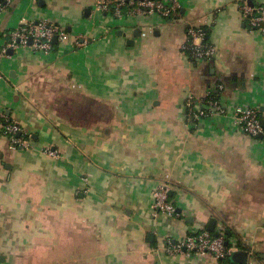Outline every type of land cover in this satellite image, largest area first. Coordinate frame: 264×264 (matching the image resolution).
Segmentation results:
<instances>
[{
    "label": "crops",
    "instance_id": "crops-1",
    "mask_svg": "<svg viewBox=\"0 0 264 264\" xmlns=\"http://www.w3.org/2000/svg\"><path fill=\"white\" fill-rule=\"evenodd\" d=\"M98 1L14 0L0 13V110L30 139L13 149L0 128V264H237L167 253L169 239L213 218L211 232L227 231L245 264H264V141L232 116L253 106L264 120V34L241 0H179L180 17L118 22ZM41 19L83 44L3 51L19 25ZM191 25L208 27L216 57L185 55ZM217 83L229 116L193 127L187 97ZM160 183L177 216L156 215Z\"/></svg>",
    "mask_w": 264,
    "mask_h": 264
},
{
    "label": "built area",
    "instance_id": "built-area-1",
    "mask_svg": "<svg viewBox=\"0 0 264 264\" xmlns=\"http://www.w3.org/2000/svg\"><path fill=\"white\" fill-rule=\"evenodd\" d=\"M14 0H0V13L7 10ZM95 9L118 22L127 16L158 14L166 19H173L182 15V5L179 0H100ZM240 9L243 19L251 29L264 34V4L251 5L248 0L240 1ZM110 26L106 27V30ZM11 41L3 49H19L30 47L35 51L49 53L54 50V39L58 43L68 44L70 41L82 45L84 39L73 37L63 26L41 19L25 22L12 33ZM185 55L192 62H200L212 59L218 54V47L211 41L209 29L206 26H193L188 28L187 40L183 45ZM224 90L222 83L210 87L204 97L189 95L185 102L187 121L193 127L218 116H229V109L221 101V93ZM234 123L246 134L260 138L264 141V125L260 112L253 106L238 105L233 111ZM0 128L2 133L10 140L13 149H28L30 139L22 125L11 119L5 111L0 110ZM262 134V137L260 135ZM49 155L56 156V152L47 148ZM170 188L165 183H160L154 190L153 207L157 216L160 214L177 216V207L170 198ZM230 241V244H227ZM235 239L228 238L224 231L217 234L209 230H194L184 239L168 240L166 251L171 256H191L211 254L217 259H226L231 252L237 249Z\"/></svg>",
    "mask_w": 264,
    "mask_h": 264
},
{
    "label": "water",
    "instance_id": "water-1",
    "mask_svg": "<svg viewBox=\"0 0 264 264\" xmlns=\"http://www.w3.org/2000/svg\"><path fill=\"white\" fill-rule=\"evenodd\" d=\"M249 3L251 5L254 4V2L252 0H249ZM54 43H58V38L57 37L54 39ZM131 44H133V43L131 42ZM14 52L15 51H14L13 48L8 49V53L9 54L13 55ZM263 125H264V120H263ZM260 137H262V134L260 135ZM179 210L180 209H178V211ZM216 224H217V219L216 218L211 219V221L209 223V226H208V230L214 231L215 230V227H216ZM231 239H232V237H231ZM227 244L229 245L230 244V241H227ZM230 259L234 263H237V264H245V263H247V260H248V252L245 251V250H242V249H236V250H234V251L231 252Z\"/></svg>",
    "mask_w": 264,
    "mask_h": 264
},
{
    "label": "trees",
    "instance_id": "trees-1",
    "mask_svg": "<svg viewBox=\"0 0 264 264\" xmlns=\"http://www.w3.org/2000/svg\"><path fill=\"white\" fill-rule=\"evenodd\" d=\"M255 5H260V4H255ZM209 35H210V34H209ZM53 47H54V48H56V47H57L56 43L53 45ZM225 234H226L228 237H230V236H231V235H229V233H228L227 231L225 232ZM231 237H232V236H231Z\"/></svg>",
    "mask_w": 264,
    "mask_h": 264
}]
</instances>
